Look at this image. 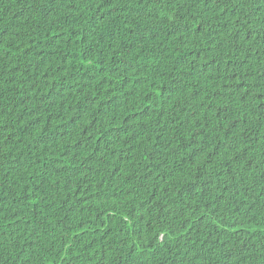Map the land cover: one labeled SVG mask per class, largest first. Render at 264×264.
I'll return each mask as SVG.
<instances>
[{"label": "trees", "instance_id": "1", "mask_svg": "<svg viewBox=\"0 0 264 264\" xmlns=\"http://www.w3.org/2000/svg\"><path fill=\"white\" fill-rule=\"evenodd\" d=\"M0 264H264V0H0Z\"/></svg>", "mask_w": 264, "mask_h": 264}]
</instances>
